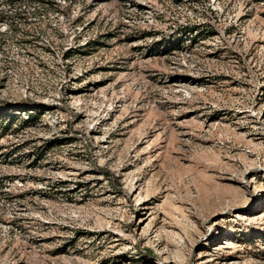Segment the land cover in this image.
<instances>
[{
  "label": "rangeland",
  "instance_id": "1",
  "mask_svg": "<svg viewBox=\"0 0 264 264\" xmlns=\"http://www.w3.org/2000/svg\"><path fill=\"white\" fill-rule=\"evenodd\" d=\"M0 264H264V0H0Z\"/></svg>",
  "mask_w": 264,
  "mask_h": 264
},
{
  "label": "trees",
  "instance_id": "2",
  "mask_svg": "<svg viewBox=\"0 0 264 264\" xmlns=\"http://www.w3.org/2000/svg\"><path fill=\"white\" fill-rule=\"evenodd\" d=\"M38 1H40L42 3H48L49 2V0H38Z\"/></svg>",
  "mask_w": 264,
  "mask_h": 264
}]
</instances>
